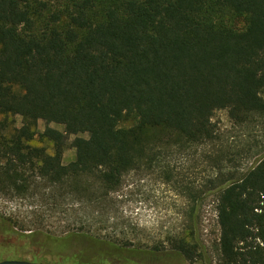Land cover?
<instances>
[{
    "label": "trees",
    "instance_id": "trees-1",
    "mask_svg": "<svg viewBox=\"0 0 264 264\" xmlns=\"http://www.w3.org/2000/svg\"><path fill=\"white\" fill-rule=\"evenodd\" d=\"M217 110L240 125L264 121V0H0L1 195L66 211L70 199L87 212L176 150L208 148L210 166L186 188L185 221L164 242L95 235L87 214L55 236L0 211V260L264 264V146L255 156L217 146ZM40 120L63 130L40 132ZM71 136L75 158L64 163ZM206 195L216 201L215 249L200 232Z\"/></svg>",
    "mask_w": 264,
    "mask_h": 264
},
{
    "label": "rangeland",
    "instance_id": "rangeland-1",
    "mask_svg": "<svg viewBox=\"0 0 264 264\" xmlns=\"http://www.w3.org/2000/svg\"><path fill=\"white\" fill-rule=\"evenodd\" d=\"M50 2L58 4L59 0H50ZM244 26V22L238 23L239 28ZM15 119L17 126H21L22 118L16 116ZM213 119L219 128L220 140L217 141V146L231 151L251 148L249 153L254 156L262 150L264 121L256 125H240L231 120L227 110H217ZM135 123L136 119H133L123 122L122 126L131 127ZM47 127L63 130L61 125L39 121L40 132ZM84 136L88 137V134ZM73 138L74 136H71L64 152V163H69L75 158V149L70 145ZM35 143L40 144L39 141ZM207 149L196 154L176 150L169 156L164 169L142 168L131 171L125 175L122 186L111 193L106 202L101 206L94 205L87 212L77 211L76 204H74L75 208L72 207L70 199L66 201V206H69L66 211L65 206L52 208L53 204L47 200H22L1 194L0 211L30 224L29 229H44L55 236H60L71 229L75 220L87 214L95 217V225L91 230L95 235L131 239L143 245L161 243L179 231L185 221V214L190 204L186 188L199 187L207 179L210 166L203 152ZM247 164H252V161L245 162V165ZM198 212L201 236L210 249H215L220 229L214 195L204 197ZM59 248L58 245L53 247L56 253ZM3 251L8 253L9 248H4ZM57 258L56 254L49 255L47 263L56 262ZM143 263L190 264L184 259L170 256H162L158 260L151 259Z\"/></svg>",
    "mask_w": 264,
    "mask_h": 264
},
{
    "label": "water",
    "instance_id": "water-1",
    "mask_svg": "<svg viewBox=\"0 0 264 264\" xmlns=\"http://www.w3.org/2000/svg\"><path fill=\"white\" fill-rule=\"evenodd\" d=\"M0 264H54V263L37 262L27 259H2L0 260Z\"/></svg>",
    "mask_w": 264,
    "mask_h": 264
}]
</instances>
